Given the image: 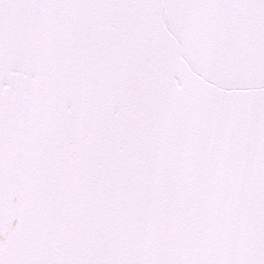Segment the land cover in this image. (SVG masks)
I'll use <instances>...</instances> for the list:
<instances>
[{"label":"snow or ice","instance_id":"obj_1","mask_svg":"<svg viewBox=\"0 0 264 264\" xmlns=\"http://www.w3.org/2000/svg\"><path fill=\"white\" fill-rule=\"evenodd\" d=\"M0 264H264V0H0Z\"/></svg>","mask_w":264,"mask_h":264}]
</instances>
